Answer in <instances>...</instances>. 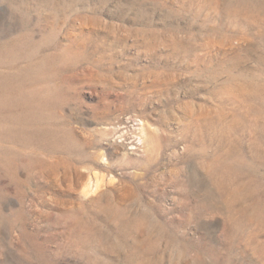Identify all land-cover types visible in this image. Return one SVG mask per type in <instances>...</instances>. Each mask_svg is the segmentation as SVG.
Masks as SVG:
<instances>
[{"label": "rangeland", "instance_id": "1", "mask_svg": "<svg viewBox=\"0 0 264 264\" xmlns=\"http://www.w3.org/2000/svg\"><path fill=\"white\" fill-rule=\"evenodd\" d=\"M0 264H264V0H0Z\"/></svg>", "mask_w": 264, "mask_h": 264}, {"label": "bare ground", "instance_id": "2", "mask_svg": "<svg viewBox=\"0 0 264 264\" xmlns=\"http://www.w3.org/2000/svg\"><path fill=\"white\" fill-rule=\"evenodd\" d=\"M245 1H254V0H245Z\"/></svg>", "mask_w": 264, "mask_h": 264}]
</instances>
